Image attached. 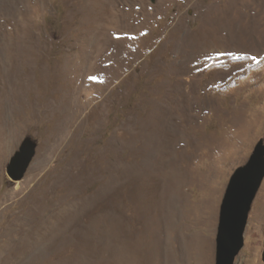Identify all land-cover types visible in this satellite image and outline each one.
Masks as SVG:
<instances>
[{
    "label": "rangeland",
    "instance_id": "374dc122",
    "mask_svg": "<svg viewBox=\"0 0 264 264\" xmlns=\"http://www.w3.org/2000/svg\"><path fill=\"white\" fill-rule=\"evenodd\" d=\"M260 142L264 0H0V264H215ZM255 195L235 264H264Z\"/></svg>",
    "mask_w": 264,
    "mask_h": 264
},
{
    "label": "water",
    "instance_id": "95a60500",
    "mask_svg": "<svg viewBox=\"0 0 264 264\" xmlns=\"http://www.w3.org/2000/svg\"><path fill=\"white\" fill-rule=\"evenodd\" d=\"M36 146V141L27 137L11 156L6 171L12 180L19 181L24 177ZM263 179L264 142H260L247 161L233 171L225 188L215 239V264H235L244 245L249 212Z\"/></svg>",
    "mask_w": 264,
    "mask_h": 264
},
{
    "label": "bare ground",
    "instance_id": "6f19581e",
    "mask_svg": "<svg viewBox=\"0 0 264 264\" xmlns=\"http://www.w3.org/2000/svg\"><path fill=\"white\" fill-rule=\"evenodd\" d=\"M215 11H216V9H214V7H211V9L209 11L208 20H207V23L210 25V29H211L210 36H213L212 33L214 32L216 24L217 23L220 24L219 21H218L219 19H216ZM215 31H216V29H215Z\"/></svg>",
    "mask_w": 264,
    "mask_h": 264
}]
</instances>
